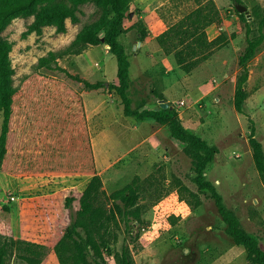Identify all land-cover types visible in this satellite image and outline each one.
<instances>
[{"label":"rangeland","instance_id":"1","mask_svg":"<svg viewBox=\"0 0 264 264\" xmlns=\"http://www.w3.org/2000/svg\"><path fill=\"white\" fill-rule=\"evenodd\" d=\"M241 1L168 0L145 10L141 0H134L121 41L132 63L133 108L154 109L168 102L177 109L186 127L217 148L216 159L207 168V178L237 212L245 230L264 245V181L250 144L252 119L264 149V45L250 62L245 113H239L234 104L239 57L247 42V23L237 14V5L248 7V24L257 31L253 14L264 10V0ZM211 2L221 22L205 26L201 33L205 32L203 36L209 42L217 40L205 49L198 48L195 57L187 58L196 62L186 72L174 53H165L157 36L199 7L210 14ZM102 13L95 4H84L78 12V22L67 20L66 32L46 26L41 34L29 31L34 17L15 19L1 35L13 44L14 85L24 86L34 80L40 86L48 84L67 93H80L107 196L132 183L140 187L138 203L143 223L133 224L130 233L132 229L121 220L120 227H115V250L130 246L135 264H248L245 248L235 245L228 235L214 200L197 193L185 146L171 137L167 126L124 114L120 97L108 88L118 72L117 59L108 46L88 48L80 55L65 54L53 69L40 66V59L49 52L66 53L82 28L98 20ZM135 22L149 31L144 42L130 30ZM73 75L91 82L110 81L104 88L89 90ZM2 123L0 115V133ZM20 153L25 151L14 150L15 157ZM85 177H19L0 171V199L10 196L14 238L23 234L19 199L54 197L70 189L84 191L92 180V176ZM198 199L200 206L196 205ZM7 230L0 215V234L6 235ZM34 237L38 239L36 234ZM53 246L43 248L40 264H61ZM8 264L28 263L16 252L8 258Z\"/></svg>","mask_w":264,"mask_h":264},{"label":"trees","instance_id":"2","mask_svg":"<svg viewBox=\"0 0 264 264\" xmlns=\"http://www.w3.org/2000/svg\"><path fill=\"white\" fill-rule=\"evenodd\" d=\"M133 2L0 0V115L3 120L0 171L19 177L92 176L84 191L70 189L54 197L19 199L23 224V234L19 239L14 238L11 228L10 196H3L0 215L8 230L6 235L0 234V264H8V258L16 252L17 257L28 264H40L43 248L49 244L54 245L61 264H135L130 246L123 245L120 250H115L112 243L117 239L115 227H120L121 220L132 229L130 233L133 224L143 223V212L138 203L140 187L132 183L107 196L97 168L83 96L78 92L67 93L59 86H40L32 79L24 86H15L11 58L13 44L1 36L15 19L29 17H34L29 25L30 32L41 34L46 26H55L58 32H66L67 20L78 22L80 7L87 3L101 8L102 16L82 28L66 53L51 51L40 59V66L53 69V64L65 54L80 55L88 48L110 46V53L117 59L118 72L116 80L110 82L108 88L120 97L124 114L168 127L171 137L185 146L184 152L191 158L197 193L214 200L228 235L235 245L245 248L248 264H264V245L257 236L245 230L237 212L227 205L216 184L207 178L206 171L216 159L217 148L186 127L176 108H133L130 92L132 63L126 45L121 41ZM210 4V14L199 7L157 36L165 53H174L178 65L186 72H190L196 62L187 58L195 57L198 48L205 49L217 40L209 42L203 36L205 32L201 33L205 26L221 22L215 4ZM237 14L247 23V42L239 57L240 72L234 104L239 113H245L250 62L264 45V10L253 14L257 31L248 24L249 18L245 13L238 11ZM130 30L135 32L137 40H147L149 31L142 23H133ZM73 78L89 90L106 87V80L91 82L79 75H73ZM251 123L250 144L256 167L264 181V149L256 137L254 120L251 119ZM15 149L25 153L15 157ZM196 205H201V199L196 201Z\"/></svg>","mask_w":264,"mask_h":264},{"label":"crops","instance_id":"3","mask_svg":"<svg viewBox=\"0 0 264 264\" xmlns=\"http://www.w3.org/2000/svg\"><path fill=\"white\" fill-rule=\"evenodd\" d=\"M166 1H168V0H141V4L144 6L145 10H147V8H149V6H154V5H157V4H160V3L163 4V3H166ZM156 7H158V6H156ZM131 14L133 15V13H131ZM133 18H135L134 15L131 18L132 21H133ZM126 48H127V46H126ZM127 52H128V50H127ZM107 81L109 82L110 80L107 79ZM107 81H106V83H108ZM83 178H86V177L83 176ZM87 178L89 179L90 177H87Z\"/></svg>","mask_w":264,"mask_h":264},{"label":"water","instance_id":"4","mask_svg":"<svg viewBox=\"0 0 264 264\" xmlns=\"http://www.w3.org/2000/svg\"><path fill=\"white\" fill-rule=\"evenodd\" d=\"M237 9H238V11L240 12V13H248L249 12V9H248V7L247 6H245V5H237ZM109 48H110V46H108ZM108 84V83H107ZM161 106L163 107V108H170V109H174V106H172L170 103H168V102H163L162 104H161Z\"/></svg>","mask_w":264,"mask_h":264},{"label":"built area","instance_id":"5","mask_svg":"<svg viewBox=\"0 0 264 264\" xmlns=\"http://www.w3.org/2000/svg\"><path fill=\"white\" fill-rule=\"evenodd\" d=\"M182 104H183V105H185V102H184V101H182Z\"/></svg>","mask_w":264,"mask_h":264}]
</instances>
